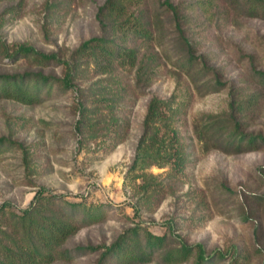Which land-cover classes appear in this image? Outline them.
<instances>
[{
	"label": "rangeland",
	"instance_id": "1",
	"mask_svg": "<svg viewBox=\"0 0 264 264\" xmlns=\"http://www.w3.org/2000/svg\"><path fill=\"white\" fill-rule=\"evenodd\" d=\"M106 1L0 0V75L42 72L57 79L39 104L0 100V230L16 238L19 216L41 195L55 196L110 209L106 220L80 229L60 250L109 247L137 229L138 256L117 264H195L201 250L213 258L210 264H264V143L226 154L204 150L195 133L207 116L229 113L234 97L243 131L264 136V20L237 12L227 0H170L189 16L185 36L196 72L203 69L198 89L178 59L177 34L162 13L166 0H135L139 7H131L150 14L153 36L142 41L151 79L139 88L132 69L99 75L82 61L63 89L65 64L11 57L24 45L70 61L82 44L101 35L98 11ZM217 80L219 90L209 89L207 81ZM153 97L172 101V128L187 156L182 172H174L172 163L156 165L163 162L157 150L165 155V148L147 144L142 157H150L142 171H130ZM86 100L93 113L80 124ZM164 130L162 137L173 140L172 129ZM145 234L167 235L168 245L151 253ZM183 246L191 254L174 259ZM102 250L72 253V259L59 251L50 264H96Z\"/></svg>",
	"mask_w": 264,
	"mask_h": 264
},
{
	"label": "trees",
	"instance_id": "2",
	"mask_svg": "<svg viewBox=\"0 0 264 264\" xmlns=\"http://www.w3.org/2000/svg\"><path fill=\"white\" fill-rule=\"evenodd\" d=\"M135 0H107L99 8L98 21L101 25V35L94 37L78 48L70 61H63L57 54H45L36 51L30 46H19L12 54V58L32 55L35 62L41 65L62 63L67 67V72L60 86L63 89L72 83L73 69L82 61L91 62L99 75L113 74L118 68L132 69L135 71V82L139 88L142 81L150 82L148 74L141 58L142 41L150 40L152 32L151 16L147 12H130L131 7H139ZM227 3L237 12L250 17L264 20V0H227ZM163 15L174 26L177 34L179 61L186 67V74L199 88V77L203 69L196 72L198 62L189 40L185 36L184 26L188 23L189 16L184 14L181 7L166 0L161 5ZM157 14L155 17H158ZM159 22L158 20H156ZM8 55V54H7ZM9 56V55H8ZM10 57V56H9ZM74 66V67H73ZM57 79L46 76L42 72H24L22 74L0 75V100H14L25 105H36L44 101L50 86ZM59 83V82H57ZM209 89H218L221 83L217 80L207 81ZM219 90V89H218ZM233 96V95H232ZM230 104V112L224 115H212L205 118L204 123L195 125V133L203 144V149H218L226 154H242L257 150L264 143V136L246 134L243 131L241 103H236L234 97ZM89 101H82L80 112L82 121L93 113ZM175 118V110L171 100L153 97L147 107V113L143 122V135L137 149V156L130 171H142V163L150 155L142 157V148L145 144L152 147L158 145L165 148V155L157 150L156 155L163 160L156 165L162 167L167 163L174 165V172L184 170L187 164L186 151L178 133L173 130L172 123ZM166 129H172L173 140L163 138L161 133ZM1 141V140H0ZM160 143V144H159ZM161 156H160V155ZM165 160V161H164ZM142 179V172L137 179ZM145 183L143 184V187ZM142 190V184H139ZM110 209L105 204L87 205L85 202H70L55 196L41 195L32 207L19 216V220L13 226L16 238L8 232L6 241L0 236V264H50L56 254L68 252L66 257L72 259V253L84 254L87 251L101 250L96 264L127 263L128 260L138 256L135 247L138 246V238L142 236L139 230H133L130 235H121L111 246L104 247H77L73 251L60 250L63 244L80 229L91 224L103 222L109 215ZM146 247L151 253L162 250L168 245L167 235L155 236L145 234ZM19 240H18V239ZM160 247V248H158ZM191 254L190 247L183 246L172 255L174 259H182ZM170 257V253H168ZM213 258H208L199 251L195 264H210Z\"/></svg>",
	"mask_w": 264,
	"mask_h": 264
}]
</instances>
